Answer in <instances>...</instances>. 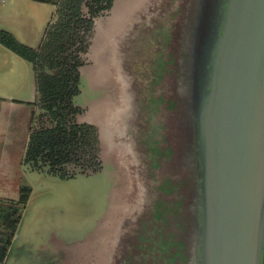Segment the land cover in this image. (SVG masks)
<instances>
[{"label": "rangeland", "instance_id": "rangeland-1", "mask_svg": "<svg viewBox=\"0 0 264 264\" xmlns=\"http://www.w3.org/2000/svg\"><path fill=\"white\" fill-rule=\"evenodd\" d=\"M187 1L188 8L184 11L187 15L188 12L193 13L192 17L196 18L195 9L202 7L201 0L195 2L193 9H189L192 0ZM181 5L182 0H114L110 11L104 14L101 19L104 29L97 31V39L89 55L96 62L91 69L99 74L89 76L92 70L82 68L80 93L73 101L76 105L89 107L81 119L97 124L101 134L109 137L113 150L101 156L100 171L87 175L75 174L62 178L29 170L24 165L15 169V179L12 180L16 182L15 192L19 187H26L29 194L23 209L19 211L14 235L2 264H77L78 261L86 263L85 256L88 264H96L99 258L97 260L95 255L89 253L101 246L100 239L108 221L113 216L114 219L119 217L125 207L128 219L136 217L143 202L140 199L142 192L145 189V194L152 186L149 175L152 170L144 168L143 164L136 167L135 161L115 143H124L130 125L133 145L135 143L136 148L145 153L143 162L144 159L154 162L157 175L163 161L162 155L157 153L159 159L153 149L156 151L160 148L162 151L159 152H163L166 148L170 154L167 142L161 139L163 136L158 132L162 125L160 119L164 115L162 103L169 90L166 81L175 74L176 67L186 63L189 65L191 60L186 49V46L189 47L188 40L183 35L179 37L186 27ZM53 19V6L47 2L3 0L0 3V30L30 48L38 45L44 27ZM104 25L108 26L107 30ZM99 49L102 54H99ZM178 49L181 51L178 52ZM105 62L112 64L102 65ZM175 79L171 83L175 84ZM32 97L30 64L0 44V98L31 102ZM174 103L179 116H185L184 106L180 107L182 101ZM99 107L102 108L101 112L96 110ZM190 126L185 133L189 141ZM171 169L175 170L170 167L167 176ZM7 176L2 173V177ZM186 179L188 177L184 185ZM183 193L186 191L182 188ZM171 194L168 197L173 196ZM153 198L158 200L156 195ZM171 201L174 199L166 203ZM175 204L181 210L176 218L184 221L182 214L185 203L175 201ZM152 225L146 224V227L150 229ZM141 231L139 239L132 236L127 238L129 245L139 242V251L135 247L137 253L130 256L133 264H166L158 251L159 243H153L154 235L149 234L146 228Z\"/></svg>", "mask_w": 264, "mask_h": 264}, {"label": "water", "instance_id": "water-1", "mask_svg": "<svg viewBox=\"0 0 264 264\" xmlns=\"http://www.w3.org/2000/svg\"><path fill=\"white\" fill-rule=\"evenodd\" d=\"M199 264H264V0H201Z\"/></svg>", "mask_w": 264, "mask_h": 264}, {"label": "trees", "instance_id": "trees-1", "mask_svg": "<svg viewBox=\"0 0 264 264\" xmlns=\"http://www.w3.org/2000/svg\"><path fill=\"white\" fill-rule=\"evenodd\" d=\"M34 1L50 3L54 18L35 48L0 30V44L28 62L33 77L29 103L33 111L21 163L29 170L62 178L98 172L102 168L98 127L81 119L83 109L73 99L80 92L94 20L109 11L114 0ZM28 194V188L20 187L15 200L0 199V264Z\"/></svg>", "mask_w": 264, "mask_h": 264}, {"label": "flooded vegetation", "instance_id": "flooded-vegetation-1", "mask_svg": "<svg viewBox=\"0 0 264 264\" xmlns=\"http://www.w3.org/2000/svg\"><path fill=\"white\" fill-rule=\"evenodd\" d=\"M196 1L198 0L191 1L189 9L190 8L193 9V6L195 5ZM187 2H188L187 0H182V5H181L182 14H185L184 18L186 24L185 23L184 24L186 27L182 32V34L179 35V37L183 35L185 40L186 41L188 40L187 42L189 43V47L186 46V49L191 56V60L189 64L190 66L186 63L185 65L176 67L175 70L178 73L176 74L175 72V74H173L169 78V80L166 81L169 90L167 91L168 94L166 93L167 96H165L164 102L162 103L164 105V109L162 108L164 110L162 112L164 115L162 116L163 118L161 117L160 119L162 120V125L160 126L161 129H158L160 135L163 136L161 139L163 140L164 138L165 142H167L166 145L168 146L166 147H168L170 154L167 152L166 148L163 150V152H159L162 151L159 148V145H158L159 150L155 151V149H153L154 153L156 154L158 153L159 155H162V161H163L158 167L160 169V173L157 175V173H155L154 162L147 161L145 159L143 162L145 153H141L136 148L137 146L135 143L133 145V139H131L130 136L133 133V131L130 125L127 131L128 132L127 138L124 139L125 140L124 143L125 142L126 143L125 144L123 143L124 145L122 143L121 145L115 143V145L116 146L118 145V147H120L121 150L123 151L125 150L128 157L132 158L135 161L137 165L136 167H138L140 164H143V166L145 165L144 168L147 167L148 169L152 170L151 173L149 172V175L151 176V180H152V181L150 180L152 186L150 184L151 187L149 188V191L146 192L145 194H144L145 191L144 189V191L141 194L142 198L139 197L140 199H142L143 202H141V207H139L140 209L136 213L135 215L136 217L134 219H128L129 218L128 214L125 215L126 212L125 209L126 207H125L123 208L119 217L114 219L113 216L112 218L113 220L111 219L110 221H108V225L105 228V233L102 234L100 239L101 246L98 247V250L89 253L91 255L92 254L95 255L97 260L99 258V261L98 262L96 261L97 262L96 264H116V263L133 264V260L132 258L130 260V256L135 255L137 253L134 249L135 247L139 251L140 249L139 242L136 241L133 242L134 245H129V240L127 238L132 236L133 238L135 237L137 239L140 233L142 232L141 230L142 229L144 230L145 228L149 234L154 235L153 243L154 244L159 243L158 251L162 253L163 259L165 260L166 264H199L200 199H199V184H198L197 153L195 146L196 145L195 129H194L195 122L193 117L194 113H193V101H192V98L194 96L193 88H192L194 76L192 70H194V62H195V54H196L195 35L199 25L198 18L200 16L199 13L200 8L195 9L196 18L192 17L193 13L189 14L188 12L187 15L186 14L187 12H185L186 9L188 8ZM104 14L94 20L93 34L90 40V46L85 55L86 63L83 67H88L90 68V70H92L89 72V76L92 77L93 76L95 77V74L96 76H98L97 74L99 73L97 70H95L94 72V70L91 69L92 67L96 66V62H93V60L90 59L89 55L91 53L92 46L94 47L95 38L98 35L97 31L104 29L102 27L103 24L101 20L103 19L102 17L104 16ZM104 27L105 30H107L106 28L108 26L104 25ZM103 39L101 38L102 41ZM177 51L180 52L181 50L178 49ZM100 52L102 54L101 49H99V54ZM176 60L174 61L175 64L177 63ZM109 64L112 63L105 62L102 65L106 66ZM174 77L176 78L175 84L174 82L171 83V80H173ZM176 98L178 99L176 100ZM180 100L182 101L180 107L184 106L183 112L185 114V116H182V118L179 116L178 107L176 108V104L174 103V102L178 103L180 102ZM78 106H80L83 109V114L87 110H89L88 109L89 107H87V105L84 106L78 105ZM187 115L188 117H186ZM123 121L126 120L124 119ZM95 125L98 127V132L100 137V148H101L100 157L101 156L103 157V154L107 155L111 153L110 150H113V148L112 149L110 148L112 146H110L109 137H107V135L105 134H101L100 127L97 124ZM188 126H190V131H191L190 141L185 137V133H187L186 128ZM26 137H27V133H26ZM172 147L174 148V150L172 149ZM158 158L160 159L159 156ZM170 167L174 168L175 170L172 171L171 169L173 173L171 172L167 176ZM187 169H189L188 172ZM161 177L164 178V181H162ZM186 177H188V179H186L187 182L184 185L183 183H185L184 180ZM172 183H174V185H172ZM182 188L183 191H186V193L182 194ZM170 194L173 196L168 197V195ZM155 195L158 196V200H155L154 199L155 197L153 198V196ZM172 198L174 199V201H171V203L170 202L166 203L167 201H170V199ZM140 199L137 201L139 202ZM175 201L177 202L180 201L185 203V205L183 204V214H182L183 217H185L184 221H179V218H176L179 217L178 214L180 213L181 210L179 206H177L176 204H175L176 206L174 205ZM163 204H166L164 208H163ZM156 208H158V211ZM157 215L159 217H157ZM127 219L128 222L126 223ZM112 222H113V226L110 225V223ZM150 222L153 225L149 229V227H146V224L147 226L151 225ZM143 226L145 228H143ZM153 249L156 250V247L153 246ZM85 261L87 262L81 263L78 261L77 264H88L89 261L86 256H85Z\"/></svg>", "mask_w": 264, "mask_h": 264}, {"label": "crops", "instance_id": "crops-1", "mask_svg": "<svg viewBox=\"0 0 264 264\" xmlns=\"http://www.w3.org/2000/svg\"><path fill=\"white\" fill-rule=\"evenodd\" d=\"M31 102L0 98V168H2L0 170V199L15 200L18 195V191L15 192L16 182L12 180L15 179L13 176L15 169L22 167L21 158L26 143V129L33 111L29 104ZM101 109L99 107L96 110ZM2 173L8 176L2 177Z\"/></svg>", "mask_w": 264, "mask_h": 264}, {"label": "bare ground", "instance_id": "bare-ground-1", "mask_svg": "<svg viewBox=\"0 0 264 264\" xmlns=\"http://www.w3.org/2000/svg\"><path fill=\"white\" fill-rule=\"evenodd\" d=\"M198 21V20H197ZM197 31V30H196ZM197 33V32H196ZM195 39H196V35H195ZM193 71V76H194V70ZM194 78V77H193ZM193 95H194V92H193ZM192 101L194 102V96L192 98ZM194 104V103H193ZM193 108H194V105H193ZM193 113H194V109H193ZM194 115V114H193ZM194 117V116H193ZM194 122H195V117H194ZM196 130V126L194 128ZM198 174H199V171H198ZM198 184H199V177H198ZM199 199H200V190H199Z\"/></svg>", "mask_w": 264, "mask_h": 264}, {"label": "built area", "instance_id": "built-area-1", "mask_svg": "<svg viewBox=\"0 0 264 264\" xmlns=\"http://www.w3.org/2000/svg\"><path fill=\"white\" fill-rule=\"evenodd\" d=\"M3 2V0H0V3Z\"/></svg>", "mask_w": 264, "mask_h": 264}]
</instances>
